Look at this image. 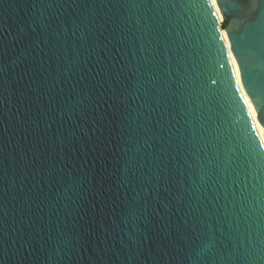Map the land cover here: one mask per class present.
Listing matches in <instances>:
<instances>
[{
    "label": "water",
    "instance_id": "obj_1",
    "mask_svg": "<svg viewBox=\"0 0 264 264\" xmlns=\"http://www.w3.org/2000/svg\"><path fill=\"white\" fill-rule=\"evenodd\" d=\"M0 264H264V0H0Z\"/></svg>",
    "mask_w": 264,
    "mask_h": 264
},
{
    "label": "bare ground",
    "instance_id": "obj_2",
    "mask_svg": "<svg viewBox=\"0 0 264 264\" xmlns=\"http://www.w3.org/2000/svg\"><path fill=\"white\" fill-rule=\"evenodd\" d=\"M223 33V32H222ZM222 37V36H221Z\"/></svg>",
    "mask_w": 264,
    "mask_h": 264
}]
</instances>
